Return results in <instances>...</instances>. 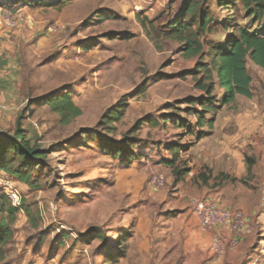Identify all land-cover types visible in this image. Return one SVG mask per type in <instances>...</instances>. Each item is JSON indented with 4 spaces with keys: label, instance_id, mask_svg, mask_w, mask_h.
I'll list each match as a JSON object with an SVG mask.
<instances>
[{
    "label": "rangeland",
    "instance_id": "1",
    "mask_svg": "<svg viewBox=\"0 0 264 264\" xmlns=\"http://www.w3.org/2000/svg\"><path fill=\"white\" fill-rule=\"evenodd\" d=\"M205 1L219 22L258 27L239 1ZM185 2L0 0V71L10 64L19 92L14 108L0 106V134L18 121L46 151L30 183L0 170V195L8 202L5 183L20 194L14 215L0 212L11 230L0 264H264V69L247 59L252 97L238 95L197 140L194 60L141 21L159 27ZM216 28L209 38L222 41ZM63 92L81 110L66 125L28 101ZM121 147L129 160L109 151ZM195 200L240 211L243 225L203 230Z\"/></svg>",
    "mask_w": 264,
    "mask_h": 264
},
{
    "label": "trees",
    "instance_id": "2",
    "mask_svg": "<svg viewBox=\"0 0 264 264\" xmlns=\"http://www.w3.org/2000/svg\"><path fill=\"white\" fill-rule=\"evenodd\" d=\"M237 1L244 8L245 16L250 22L258 25L256 29L251 30L237 22H219L212 14L209 2L205 0H186L180 13L159 27L154 26L150 20H141L143 24L146 21L145 28L150 25L153 34L147 32V35L151 40L175 42L182 57L194 60V66L188 74L193 76L195 87L202 90L204 95L189 100V103L200 104L201 110H188L196 120L195 124L187 125V129L195 133L197 140L206 135L203 127L209 130L214 128L217 113L224 106L233 103L237 95L252 97V77L247 70V59L264 69V0H217L216 6L230 4L238 10ZM218 25L226 32L222 41L209 38ZM28 101L49 105L59 116V122L64 125L81 113L73 104L69 92L51 97L28 98ZM194 127L198 128L197 132H194ZM109 151L114 156L120 155L123 160H129V149L126 150L125 147ZM45 152L24 136L18 121L13 134H0V170H7L20 182L30 183L28 169L35 168L40 163L37 159L42 158ZM175 156L168 163L172 164ZM248 170L250 171V166ZM202 177L204 180L207 178L204 174ZM16 210L4 195H0V212L14 215ZM10 237L11 230L7 222L0 218V259L3 258L4 247Z\"/></svg>",
    "mask_w": 264,
    "mask_h": 264
},
{
    "label": "built area",
    "instance_id": "3",
    "mask_svg": "<svg viewBox=\"0 0 264 264\" xmlns=\"http://www.w3.org/2000/svg\"><path fill=\"white\" fill-rule=\"evenodd\" d=\"M18 19L11 21L8 24L14 26ZM52 27L48 30L52 31ZM160 177L157 176L153 182L160 183ZM3 190L9 203L18 208L20 205V194L18 190L11 186L9 183L2 184ZM194 214L198 220V223L203 230L209 231L215 226L225 228L228 230L238 231L243 225V217L240 211L230 210L219 205H215L208 200H195L194 201ZM222 242L217 238L212 240L210 248L218 255L222 253Z\"/></svg>",
    "mask_w": 264,
    "mask_h": 264
},
{
    "label": "crops",
    "instance_id": "4",
    "mask_svg": "<svg viewBox=\"0 0 264 264\" xmlns=\"http://www.w3.org/2000/svg\"><path fill=\"white\" fill-rule=\"evenodd\" d=\"M8 66H9V68L5 66V68L8 69V70L0 71V81H1V83H3L4 81L7 82V83H5V82L3 83L6 86V89H5L6 93L5 94L7 96L5 95V97H6L5 100H6L7 103H5L6 106H4V104H3L4 99L1 98L0 99V106L12 109L15 106L14 102L18 98L19 92L17 90V86H16V83H15V77L12 75V71L13 70H12L10 64H8ZM10 71H11V74L9 73ZM4 75H6V76H4Z\"/></svg>",
    "mask_w": 264,
    "mask_h": 264
}]
</instances>
